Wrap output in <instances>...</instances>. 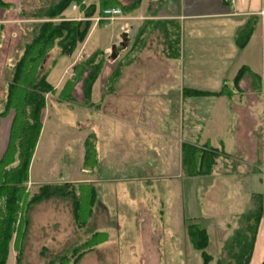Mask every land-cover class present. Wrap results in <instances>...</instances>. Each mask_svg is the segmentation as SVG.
<instances>
[{
  "label": "crops",
  "instance_id": "obj_1",
  "mask_svg": "<svg viewBox=\"0 0 264 264\" xmlns=\"http://www.w3.org/2000/svg\"><path fill=\"white\" fill-rule=\"evenodd\" d=\"M134 1L120 0V3L130 5ZM263 9L264 0H138L134 8L123 10L124 15L111 22L119 23L118 33L113 34L111 45L103 51L94 45L87 47L89 54L98 50L105 58L103 67L87 91L88 103L45 98L27 188L37 184L32 179L36 170L49 169L53 156L68 149L73 155L80 153L82 163L73 155L72 158L64 156L54 169L58 171L69 165L68 171L76 170L78 175H82L78 183L94 187L93 211H96L98 202L105 210V205L110 206L109 200L120 202L127 194V185L137 180H171L174 183L180 177H202L201 181L205 184L227 179L236 186L238 180L244 185L245 178L261 174L264 182V173L261 172L264 163V118L260 117L261 110L256 114L253 109L258 105L264 108L259 95L264 90V15L260 14ZM98 11L99 8L92 16H96ZM74 13L77 14L76 11ZM76 17L63 19L76 20ZM248 22L254 28L246 45L238 48L236 33ZM98 27L94 25L89 30L85 46L92 31ZM124 32L126 37L121 40ZM76 59L68 68L75 67ZM243 66L250 74L235 87L233 78ZM52 70L53 67L47 81L55 91L61 89L67 79L64 74L57 81H50ZM223 71L225 77L221 76ZM202 73L220 75L222 84L219 89L196 85L195 79ZM224 85L231 89L230 95L214 94L220 92ZM187 90L212 94L192 96L184 93ZM66 108L72 110L74 122L62 119V109L66 111ZM12 117L13 112L10 111L0 119V158L7 147ZM62 140H65L64 143H61ZM86 140L93 148L90 167L83 165ZM184 144L201 148L206 145L218 150L219 155L210 174L193 177L184 174L181 154ZM231 150L237 158L224 161L230 158ZM221 162L225 171L219 173ZM37 164L39 168H34ZM237 164L243 165L241 172H238ZM116 171L120 175H115ZM124 171L143 172L146 177H126L122 175ZM109 172L114 174L108 175ZM66 181L67 177L62 180ZM47 183L51 182H39L40 185ZM255 195L262 196L264 201V193ZM188 210L191 212L190 208ZM182 218L190 248L200 256L186 234V226L197 223L209 236L206 248L209 252L212 237L208 229L212 220L203 227L196 221H202L201 215ZM263 220L264 215L249 264H253L255 258L256 264L264 263V239L263 245L260 248L257 246ZM236 228L237 223L224 235L220 252L224 241ZM218 233L224 232L218 230ZM11 251L12 244L7 261L9 257L12 259ZM220 252L212 255L210 264L215 263Z\"/></svg>",
  "mask_w": 264,
  "mask_h": 264
},
{
  "label": "rangeland",
  "instance_id": "obj_2",
  "mask_svg": "<svg viewBox=\"0 0 264 264\" xmlns=\"http://www.w3.org/2000/svg\"><path fill=\"white\" fill-rule=\"evenodd\" d=\"M0 1L7 4L6 6L0 5V22H2L0 25V100H2L5 96L11 66L18 58L21 48L31 39V35L35 31L34 26L45 20L43 17H37L36 15L44 12V9L52 0ZM117 1L120 2V0ZM81 2L76 4L80 5ZM85 2L87 6L81 5L76 14L77 16H85V12L90 5H94L96 9L99 8V0H85ZM74 3L72 2L62 12L61 17L76 16L70 7ZM97 13L100 14L99 11ZM61 19L55 18L51 21H60ZM105 23L111 22L103 20L96 24V27H99L94 29L88 37L87 46L84 45V39L74 50L77 55L74 52L71 55L57 56V47L53 48L49 54L45 68H49L56 61L50 74V81L55 82L65 74L64 78L70 80L72 82L70 84L73 86V99L68 98L71 103L76 101L80 103L86 101L88 103V85H92L93 82L90 84L91 81L90 83L85 81L87 74L90 72L87 68L86 59L91 53L89 54L87 47L94 45L103 51L111 45L110 41L113 34L117 35L118 33L119 23L117 21L101 26ZM90 24L91 29L95 23L90 21ZM55 58L56 60H53ZM75 59L76 65L79 64L76 73L73 69L68 68L72 60L74 62ZM102 59L101 68L105 62V58ZM220 73L221 76L225 77L224 71ZM221 76L218 74L207 76L202 73L196 77L195 83L202 88L218 90L222 84ZM245 77H247V74H244L242 79ZM59 93L60 89L45 93L44 98L54 100L59 98ZM259 95L264 103V90ZM253 109L256 114H259L261 110L260 117L261 119L264 118V108L258 105ZM62 116V119L66 122H74V114L70 108H66V111L62 109ZM263 122L264 119H262V124ZM262 130L264 132V129ZM67 140L70 141L68 138ZM64 141L62 140L61 143H64ZM86 144L91 146L87 140ZM190 146L198 147L195 145ZM62 153H66V155H62ZM230 153V158L223 159L224 161H232L237 158L233 155L232 150ZM72 155L70 149L66 152L61 150L51 159V169L36 170L32 179L37 184L32 185L29 191L36 192L38 186H40L39 182L45 181L51 182L47 183L50 185L68 184L70 181L75 188L78 187L80 184L78 181L82 178V175H78L79 172L76 170L68 171L69 165H64L63 169L58 171L54 169L57 168L60 160L64 159V156L72 158ZM73 156L82 163L80 153L77 152ZM86 156L83 158V165L84 167H90L93 163V156L89 155L88 158ZM263 165L261 166L262 173H264ZM39 166L37 164L34 168H39ZM242 166V164H237L238 172H241ZM41 167L43 168V166ZM224 171L221 162L219 173ZM113 174L108 173L111 176ZM115 175H120V172L116 171ZM122 175L126 177H131V175L146 177L143 172L135 171H124ZM65 177L68 178V181L62 182ZM201 179L202 177L197 179L180 177L174 183L171 180L132 181L127 185V194L123 196L120 202L115 203L114 199L109 200L110 206H108L111 207L110 209L105 205L108 209L105 210L102 204L96 203V211L92 209V218L89 225L94 229L106 232L108 240L106 243L96 246L94 250L86 252L77 264H202L200 256L190 248L188 239L184 234L185 227L182 224V217L201 215L203 217L202 221H196L203 227L209 220H212V224L208 229V231H211L212 237L209 253L216 256L220 252L219 246L224 235L234 224L237 223L238 225L240 214L244 211L247 212L248 209L251 210L255 204L260 202L264 215L262 196L255 195L264 193V182L261 180V174H254L245 178L244 185L240 184L242 182L238 180L236 186L230 184L227 179H221L217 181L218 183L212 184L202 183ZM184 205L185 208H183ZM189 208L191 212H189ZM29 220L30 226L20 264H46L50 259H55L59 255H65L72 259L71 248L79 243L78 239L82 235V231L74 223L72 207L68 202L58 197H52L36 204L29 212ZM260 228L262 232L257 244L259 248L263 245L264 220ZM218 230H223L224 233L220 234ZM80 241H82V238ZM16 255L17 252L11 251L13 261L9 257L7 264H16ZM256 263L257 259L255 258L253 264Z\"/></svg>",
  "mask_w": 264,
  "mask_h": 264
},
{
  "label": "trees",
  "instance_id": "obj_3",
  "mask_svg": "<svg viewBox=\"0 0 264 264\" xmlns=\"http://www.w3.org/2000/svg\"><path fill=\"white\" fill-rule=\"evenodd\" d=\"M81 1L52 0L44 12L36 15L45 20L34 26L35 31L31 39L21 48L18 58L10 68L5 96L0 100V119L10 111L13 112L7 147L0 158V264H6L10 244L17 252L16 264H20L30 226L29 212L34 205L52 197L61 198L71 205L74 223L82 231V237L80 236L79 243L71 248L72 259L59 255L46 264H77L86 252L94 250L108 238L106 232L89 225L95 198L93 186L79 184L75 188L70 183L42 184L38 186L36 192L32 193L26 184L29 164L41 128L40 114L45 104L44 94L54 91L47 81V76L55 61L49 68H45L49 54L53 48L57 47V56L71 55L90 30L89 20H66L61 17L62 12L72 2L80 3ZM137 3L138 0L130 5H123L117 0H99V12L112 7L129 10ZM0 5L7 4L0 1ZM95 10L96 7L90 5L85 12V17H91ZM55 18L62 19L51 21ZM253 28V24L248 22L238 29L236 33L238 48L246 45ZM102 58L101 52L96 50L86 59L90 72L85 81L89 83L91 81L90 84L99 74ZM78 66L79 64L73 68L75 73L78 71ZM244 74L250 73L248 68L243 66L233 78V86H238ZM70 82L67 80L59 93V99L66 102H69L68 98L73 99V86ZM184 93L192 96L212 94L198 90H187ZM214 94L228 96L231 94V89L224 85L220 92ZM86 153L87 158L89 155L94 156L92 146L86 144ZM181 154L183 172L191 177L210 174L219 155L218 150H213L209 146L205 145L201 148L192 147L189 144L182 146ZM262 216L263 207L260 202L242 214L237 228L224 241L220 255L214 264H249ZM186 234L193 249L199 252L202 264H210L213 256L206 250L209 245V236L205 229L197 223H191L186 226ZM81 238L82 241H80Z\"/></svg>",
  "mask_w": 264,
  "mask_h": 264
},
{
  "label": "built area",
  "instance_id": "obj_4",
  "mask_svg": "<svg viewBox=\"0 0 264 264\" xmlns=\"http://www.w3.org/2000/svg\"><path fill=\"white\" fill-rule=\"evenodd\" d=\"M87 6L85 0L81 2V4H72L71 5V10L72 11H76L78 12V10L80 9V6ZM260 14L264 15V9L260 12ZM124 15V11L120 8V7H112V8H106L103 9L100 14L96 15V16H92V17H81V16H77L75 19L76 20H89V21H93L95 23V25L100 22V21H115L120 19L122 16Z\"/></svg>",
  "mask_w": 264,
  "mask_h": 264
},
{
  "label": "water",
  "instance_id": "obj_5",
  "mask_svg": "<svg viewBox=\"0 0 264 264\" xmlns=\"http://www.w3.org/2000/svg\"><path fill=\"white\" fill-rule=\"evenodd\" d=\"M126 37V33L124 32L123 35L121 36V40H124Z\"/></svg>",
  "mask_w": 264,
  "mask_h": 264
}]
</instances>
